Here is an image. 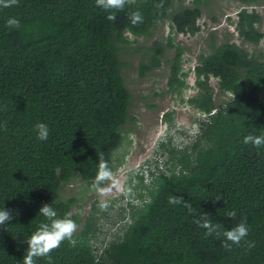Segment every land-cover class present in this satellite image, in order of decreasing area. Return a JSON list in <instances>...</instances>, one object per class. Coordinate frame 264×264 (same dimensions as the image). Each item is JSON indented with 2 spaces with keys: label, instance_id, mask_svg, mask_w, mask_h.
Returning <instances> with one entry per match:
<instances>
[{
  "label": "trees",
  "instance_id": "trees-1",
  "mask_svg": "<svg viewBox=\"0 0 264 264\" xmlns=\"http://www.w3.org/2000/svg\"><path fill=\"white\" fill-rule=\"evenodd\" d=\"M236 1L240 44L217 43L210 32L192 68L196 92L186 102L204 114L199 133L184 146L161 138L155 174L127 172L126 202L107 242H96L102 225L94 203L82 221L85 194H65V188L103 186L106 180L95 182L101 160L111 174L121 163L116 151L136 122L126 57L136 56L137 77L166 66L165 91L180 94L186 87L185 47L172 35L200 31L206 23L198 19L210 0H126L115 20L95 0H18L0 7V206L12 216L10 225L0 226V264H23L24 239L44 219L37 213L46 203L59 216L70 213L78 227L73 242H62L50 261L41 257L36 264H264V147L242 142L264 132V52L242 46H257L264 34L254 8L259 0ZM134 13L142 17L136 25ZM9 18L19 27L9 28ZM163 22L165 41L151 40ZM163 119L169 122L171 112ZM38 123L48 125L47 141L36 138ZM172 197L183 199L171 204ZM233 210L236 216H228ZM200 217L221 232L244 221L248 236L225 248L222 235L206 236L195 223Z\"/></svg>",
  "mask_w": 264,
  "mask_h": 264
},
{
  "label": "rangeland",
  "instance_id": "rangeland-1",
  "mask_svg": "<svg viewBox=\"0 0 264 264\" xmlns=\"http://www.w3.org/2000/svg\"><path fill=\"white\" fill-rule=\"evenodd\" d=\"M188 2L189 0H184V3ZM239 8V3L236 0H210L208 9L211 10L217 21H212L209 16L211 12L203 9L198 23L201 26L203 22L206 24L202 26L200 31L192 36L181 33L172 35L174 42H178L185 47L181 67L183 71L187 72L185 77L186 87L180 94L165 91L167 89L168 71L166 66L156 69L149 76L146 75L139 78L135 68L136 56L126 57L130 66L124 69V79L132 93L131 113L136 117V122L133 128L134 131L126 137L123 146L116 151V155L121 157V163H119L116 172L111 174L109 179H106L103 186H94L90 189L84 183H75L65 188V194L69 192L78 196L85 194L84 204L80 210L82 221L92 211L94 203V212L99 224L102 225V232L98 235L96 242L103 240L107 242L112 237V234L117 231L118 223L120 222L117 209L126 202V199L123 198L125 193L123 181L128 174L127 172L151 154L158 139H166L168 136V138H172L175 145L178 144L179 146L182 144L187 145L191 142H184V139H188L185 138L186 133L183 128L197 117L195 108L186 102V99L196 92L192 68L197 63V55L207 49L210 41V32L215 33L217 43L229 38L240 44V39L237 37L233 25ZM247 8L250 9V7ZM254 8L262 16L260 30L264 34V0H259L258 5L254 6ZM168 33V23H159L152 31L151 40L161 37L165 41ZM142 41L140 38L139 42L142 43ZM242 46L249 51L256 49L264 52V35L257 46L251 44H243ZM166 53L171 54L172 50H168ZM209 82L213 86L216 84L214 79H210ZM215 91H217L216 88ZM153 92H163V94L153 95ZM221 97L222 99L225 98L224 96ZM215 100L219 101V98L215 96ZM148 104L153 105V107H149ZM166 112H171V120L169 122L163 119V114ZM68 189L71 190L68 191ZM132 202L137 204L139 201L133 199ZM105 204L107 206L112 204V208L102 207Z\"/></svg>",
  "mask_w": 264,
  "mask_h": 264
},
{
  "label": "clouds",
  "instance_id": "clouds-1",
  "mask_svg": "<svg viewBox=\"0 0 264 264\" xmlns=\"http://www.w3.org/2000/svg\"><path fill=\"white\" fill-rule=\"evenodd\" d=\"M18 0H0V7L9 8L16 5ZM96 6L108 13V20H115V12L124 8L126 0H95ZM142 17L139 13H134L131 16V23L136 25L141 22ZM6 25L9 28L19 27V21L15 18H9L6 21ZM196 110V109H195ZM196 118L191 121L189 125L183 128L186 133L184 142L191 141L199 133V121L204 118V114L196 110ZM36 138L39 141H47L50 130L46 123H38L35 125ZM161 138L156 142V146ZM164 139V138H162ZM243 144L251 145L255 148L264 147V132L259 134L249 133L243 137ZM182 144L180 146H184ZM156 146L152 150L151 154L141 160L135 167H133L129 172L134 174L135 172H143L145 175L149 173L155 174L157 167L161 163L160 153H156ZM110 170L108 165L101 160L99 165L98 175L96 176V183L99 184L106 179L110 178ZM183 198L172 197L169 200L171 204H179ZM102 207H107V205H102ZM37 215L43 217L44 219L39 223L38 227L28 239H24V242L28 245L25 250V254L22 257L23 264H36L38 258H46L51 260L50 253L52 250L60 247L61 243L68 241L73 242V234L77 230V223L72 219L71 214L67 213L63 216H59L56 209L52 206V203L43 204ZM230 217H235V210L227 213ZM12 216L8 210H6L3 205L0 206V226L10 225L7 221H10ZM197 225L206 230L205 235L211 236L213 234L217 236H223L224 247L230 248L232 245H239L241 241H244L248 236L249 229L246 222L241 221L234 227L221 232L220 225L213 223L207 217H200L195 221Z\"/></svg>",
  "mask_w": 264,
  "mask_h": 264
}]
</instances>
